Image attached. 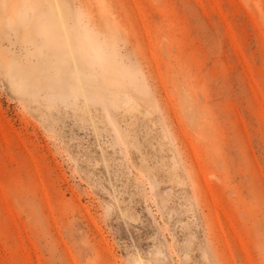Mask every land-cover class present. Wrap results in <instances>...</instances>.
Returning <instances> with one entry per match:
<instances>
[{"label":"rangeland","instance_id":"1","mask_svg":"<svg viewBox=\"0 0 264 264\" xmlns=\"http://www.w3.org/2000/svg\"><path fill=\"white\" fill-rule=\"evenodd\" d=\"M0 264H264V0H0Z\"/></svg>","mask_w":264,"mask_h":264}]
</instances>
